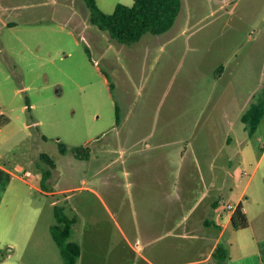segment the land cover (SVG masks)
I'll use <instances>...</instances> for the list:
<instances>
[{
  "label": "rangeland",
  "instance_id": "obj_1",
  "mask_svg": "<svg viewBox=\"0 0 264 264\" xmlns=\"http://www.w3.org/2000/svg\"><path fill=\"white\" fill-rule=\"evenodd\" d=\"M95 1L108 15L117 4L134 2ZM0 5L7 7H0L3 21L22 22L0 25V112L8 121L0 128V166L8 176L0 182V264H64L51 235L54 207L80 246L76 264H142L135 245L112 248L120 233L94 193L105 195L104 181L118 194L125 190L124 148L162 146L159 153L174 163L191 148L196 160L223 167L217 172L227 188L222 208L234 199L232 190L239 192L264 148V118L251 136L239 119L264 96V0H181L167 32L146 33L132 44L91 25L83 0ZM24 132L29 137L20 142ZM80 148L90 161L71 153ZM40 154L55 165L44 189ZM250 232L228 229L225 237ZM231 255L230 264H245ZM246 257L247 264H260V257Z\"/></svg>",
  "mask_w": 264,
  "mask_h": 264
},
{
  "label": "crops",
  "instance_id": "obj_2",
  "mask_svg": "<svg viewBox=\"0 0 264 264\" xmlns=\"http://www.w3.org/2000/svg\"><path fill=\"white\" fill-rule=\"evenodd\" d=\"M0 7L7 8L1 5ZM0 25L16 28L22 25V22L13 20L6 23L0 18ZM4 115L3 111L0 112V116ZM23 126L24 130H27L31 125ZM243 129L246 131L245 127ZM27 137L29 134L24 132L20 142ZM161 147L146 144L137 151L133 150V147L121 149L120 158L124 164L127 181L125 190L118 194L113 186L104 181L107 191L105 195L101 197L94 192L120 233L119 242L114 240L113 243V239H110L112 248L125 250L124 246L133 249L136 246L135 250L142 264H211L212 255L220 244L228 252L226 264L231 263L232 251L238 259L243 258L245 264L248 263L246 256L249 253L260 257V264H264V148L239 192L234 195L232 188H228L232 190L234 199L222 208L220 203L224 200L227 188L224 186V179L218 178L217 172L220 170L219 173L222 174L223 167L218 169L213 159L204 162L206 157L196 160L192 156L191 148L183 151L179 163H174L169 160V156L159 153ZM100 151L108 153L111 150ZM90 159L88 152V156L83 160ZM113 162L114 159H110L105 168ZM0 169L5 170L1 166ZM84 182L82 180V184ZM253 184L256 188L253 194L247 196ZM77 189L85 187L80 186ZM251 204L256 205L257 215L249 219L248 210ZM228 205L233 209L229 210ZM237 206L242 207L248 225L244 229L234 231L230 219ZM94 215L97 220H101L98 212ZM228 229L236 234L246 229L251 232L248 236L242 234L240 238L230 234L225 237ZM259 235L263 236L262 239ZM106 238L108 237L105 234L104 239ZM248 247L250 252L243 255L241 250Z\"/></svg>",
  "mask_w": 264,
  "mask_h": 264
},
{
  "label": "trees",
  "instance_id": "obj_3",
  "mask_svg": "<svg viewBox=\"0 0 264 264\" xmlns=\"http://www.w3.org/2000/svg\"><path fill=\"white\" fill-rule=\"evenodd\" d=\"M89 10V22L98 30L107 33L109 37L124 44L138 41L144 34H161L167 32L173 25L181 9V0H134L131 6L117 4L111 15L103 13L96 5L95 0H83ZM264 118V96L256 103H252L241 115L240 121L248 135L257 130ZM118 122V109L116 112ZM7 119L0 116V128L7 124ZM60 152L66 151L63 145L59 146ZM71 153L83 159L88 156L87 149H74ZM39 160L47 168L42 172L40 183L42 188L51 178V171L55 165L49 156L40 154ZM5 171L0 169V182L8 179ZM56 223L51 226V235L59 248L64 264H76L80 256V246L70 240L71 224L66 221L63 211L54 207ZM231 228L238 231L247 227L248 222L241 206H237L230 219ZM228 259L227 249L218 245L212 255L211 264H226Z\"/></svg>",
  "mask_w": 264,
  "mask_h": 264
},
{
  "label": "built area",
  "instance_id": "obj_4",
  "mask_svg": "<svg viewBox=\"0 0 264 264\" xmlns=\"http://www.w3.org/2000/svg\"><path fill=\"white\" fill-rule=\"evenodd\" d=\"M30 175H31V174H30L29 172H25V173H24V176H25V177H30ZM227 208H228L229 210H232V209H233V207H232L231 205H228Z\"/></svg>",
  "mask_w": 264,
  "mask_h": 264
}]
</instances>
